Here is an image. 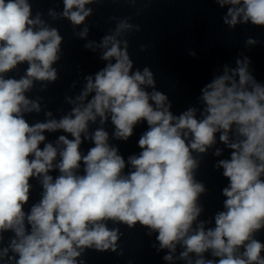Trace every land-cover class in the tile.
I'll use <instances>...</instances> for the list:
<instances>
[{
  "label": "clouds",
  "instance_id": "obj_1",
  "mask_svg": "<svg viewBox=\"0 0 264 264\" xmlns=\"http://www.w3.org/2000/svg\"><path fill=\"white\" fill-rule=\"evenodd\" d=\"M93 2L63 0L61 15L82 25L92 14L86 5ZM214 2L227 7L222 19L230 28L249 23L264 28V0ZM131 27L121 21L115 34L96 45L107 63L85 77L80 95L68 100L75 105L68 114L30 124L24 114L39 113L41 106L26 93L36 81L57 80L53 65L63 37L39 13L33 18L29 0H0V243L4 233L14 234L0 248V264H86L81 257L87 249L117 251L122 233L109 228V221L156 233L169 262L179 246L177 258L185 264H264V242L255 238L264 230V82L250 71L249 57L238 58L235 68L225 65L201 89L199 116L196 107L174 115L167 94L156 90L153 72L133 71L127 41L117 39ZM87 34L85 26L79 36ZM245 43L258 41L249 37ZM85 48L95 51L93 42ZM23 63L28 65L23 76H6ZM98 117L100 125L111 120L112 138L121 141L146 122L139 154L126 161L103 127L89 133ZM46 132L68 135L52 143ZM217 135L231 150L230 159L215 165L229 183L222 190L225 210L206 228L208 222L198 220L205 186L195 179L199 162L193 154L206 153ZM84 140L94 145L86 154L80 150ZM214 154L220 156L221 149ZM56 170L59 175L49 174ZM32 178L43 191L26 211Z\"/></svg>",
  "mask_w": 264,
  "mask_h": 264
}]
</instances>
